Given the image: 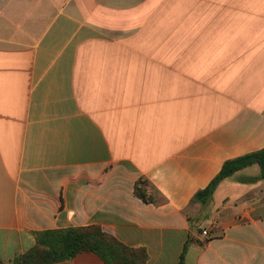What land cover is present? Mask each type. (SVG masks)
<instances>
[{"label": "crops", "instance_id": "obj_1", "mask_svg": "<svg viewBox=\"0 0 264 264\" xmlns=\"http://www.w3.org/2000/svg\"><path fill=\"white\" fill-rule=\"evenodd\" d=\"M262 149L264 0H0V261L99 226L147 264H264L257 165L192 202Z\"/></svg>", "mask_w": 264, "mask_h": 264}, {"label": "trees", "instance_id": "obj_2", "mask_svg": "<svg viewBox=\"0 0 264 264\" xmlns=\"http://www.w3.org/2000/svg\"><path fill=\"white\" fill-rule=\"evenodd\" d=\"M254 165L260 168V176L255 180H264V149L226 161L218 175L194 196L192 202L207 206L224 180ZM143 183L149 184L148 181ZM135 195L146 203H155L158 197L148 193L139 183ZM34 236L36 244L32 249L16 255L8 263L0 261V264H55L85 252L96 254L105 264H147L148 260L144 249L125 246L99 226L47 230L36 232ZM183 259L184 256L179 264H183Z\"/></svg>", "mask_w": 264, "mask_h": 264}, {"label": "built area", "instance_id": "obj_3", "mask_svg": "<svg viewBox=\"0 0 264 264\" xmlns=\"http://www.w3.org/2000/svg\"><path fill=\"white\" fill-rule=\"evenodd\" d=\"M203 235H204L205 237H208V236H209V232H208V231H204V232H203Z\"/></svg>", "mask_w": 264, "mask_h": 264}, {"label": "rangeland", "instance_id": "obj_4", "mask_svg": "<svg viewBox=\"0 0 264 264\" xmlns=\"http://www.w3.org/2000/svg\"><path fill=\"white\" fill-rule=\"evenodd\" d=\"M147 185H148V184H147ZM152 193H153L154 195H156V192L153 191ZM156 197H157V196H156Z\"/></svg>", "mask_w": 264, "mask_h": 264}]
</instances>
